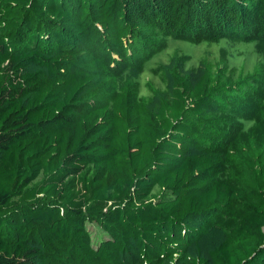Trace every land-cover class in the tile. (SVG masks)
<instances>
[{"label":"trees","instance_id":"16d2710c","mask_svg":"<svg viewBox=\"0 0 264 264\" xmlns=\"http://www.w3.org/2000/svg\"><path fill=\"white\" fill-rule=\"evenodd\" d=\"M161 35L264 58V0H0V264H264V61L219 87L174 68L153 108Z\"/></svg>","mask_w":264,"mask_h":264},{"label":"rangeland","instance_id":"374dc122","mask_svg":"<svg viewBox=\"0 0 264 264\" xmlns=\"http://www.w3.org/2000/svg\"><path fill=\"white\" fill-rule=\"evenodd\" d=\"M159 40L161 45L142 61L140 72L136 76L138 91L147 96L153 108L157 106L160 97L168 96L172 82L170 73L174 68L194 73L195 76L192 75L194 78L206 71L210 76L211 85L219 87L220 82L234 83L245 79L256 70L260 60L264 61L263 56L255 50L254 40L193 41L170 35H161ZM91 58L94 59L92 62L94 75L100 81H106L108 78L112 80L111 70L101 64L102 60H97L94 56ZM107 84V88H110V83ZM86 228L90 233L93 247L106 239L105 232L97 224L88 222ZM214 232L216 230L209 237L202 236L199 240L204 255H207L206 249L212 245L216 237L217 233ZM180 249L183 251L181 257L196 252L195 243L183 245ZM177 257L178 253H174L173 258ZM129 261L138 262V256L131 255Z\"/></svg>","mask_w":264,"mask_h":264}]
</instances>
